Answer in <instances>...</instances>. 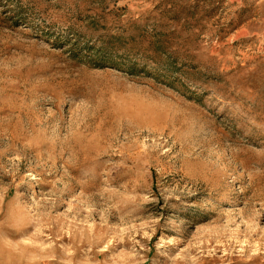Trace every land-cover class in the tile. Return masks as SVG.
Segmentation results:
<instances>
[{"label":"rangeland","instance_id":"obj_1","mask_svg":"<svg viewBox=\"0 0 264 264\" xmlns=\"http://www.w3.org/2000/svg\"><path fill=\"white\" fill-rule=\"evenodd\" d=\"M0 264H264V0H0Z\"/></svg>","mask_w":264,"mask_h":264}]
</instances>
